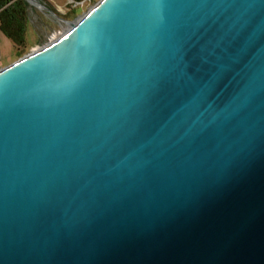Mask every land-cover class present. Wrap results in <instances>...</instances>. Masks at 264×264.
Here are the masks:
<instances>
[{
	"label": "water",
	"instance_id": "95a60500",
	"mask_svg": "<svg viewBox=\"0 0 264 264\" xmlns=\"http://www.w3.org/2000/svg\"><path fill=\"white\" fill-rule=\"evenodd\" d=\"M69 26L0 70V264H264V0Z\"/></svg>",
	"mask_w": 264,
	"mask_h": 264
},
{
	"label": "rangeland",
	"instance_id": "374dc122",
	"mask_svg": "<svg viewBox=\"0 0 264 264\" xmlns=\"http://www.w3.org/2000/svg\"><path fill=\"white\" fill-rule=\"evenodd\" d=\"M70 4V0H40L58 15L42 11L35 6L26 33L27 42L18 51L12 42L0 33V70L13 64L20 57L28 56L51 43L54 37H60L69 29V24L85 17L101 0H79Z\"/></svg>",
	"mask_w": 264,
	"mask_h": 264
},
{
	"label": "trees",
	"instance_id": "16d2710c",
	"mask_svg": "<svg viewBox=\"0 0 264 264\" xmlns=\"http://www.w3.org/2000/svg\"><path fill=\"white\" fill-rule=\"evenodd\" d=\"M32 14L26 0H0V33L12 42L17 51L27 42L26 33Z\"/></svg>",
	"mask_w": 264,
	"mask_h": 264
},
{
	"label": "bare ground",
	"instance_id": "6f19581e",
	"mask_svg": "<svg viewBox=\"0 0 264 264\" xmlns=\"http://www.w3.org/2000/svg\"><path fill=\"white\" fill-rule=\"evenodd\" d=\"M31 5H32V6H35L33 3H31ZM35 7H36V6H35ZM52 15H53V14H52ZM53 16L55 17V15H53ZM69 29H70V27H69ZM69 29H67V30H69ZM67 30H65L64 33H65ZM61 36H62V35H61ZM58 38H59V36H58V37H54L52 41H54V40H56V39H58Z\"/></svg>",
	"mask_w": 264,
	"mask_h": 264
},
{
	"label": "built area",
	"instance_id": "2783aa9c",
	"mask_svg": "<svg viewBox=\"0 0 264 264\" xmlns=\"http://www.w3.org/2000/svg\"><path fill=\"white\" fill-rule=\"evenodd\" d=\"M74 1L73 0H70V4H72Z\"/></svg>",
	"mask_w": 264,
	"mask_h": 264
}]
</instances>
